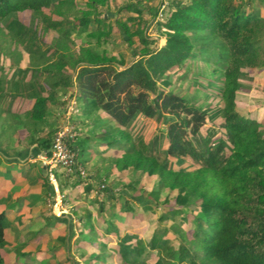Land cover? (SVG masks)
I'll return each instance as SVG.
<instances>
[{"label": "trees", "instance_id": "trees-1", "mask_svg": "<svg viewBox=\"0 0 264 264\" xmlns=\"http://www.w3.org/2000/svg\"><path fill=\"white\" fill-rule=\"evenodd\" d=\"M174 1L163 24L166 44L156 49L141 23L143 9L133 2L123 7L137 13L129 17L131 25L102 14L99 6L108 0H87L83 6L76 0H0V41L9 42L17 60L22 57L17 45L29 58L9 88L0 76V145L11 128L16 141L28 138L48 150L53 131L44 137L42 130L49 105L56 92L76 88L84 105H95L116 121L106 142L118 149L117 157L106 156L112 172L120 177L142 172L136 182L146 183L149 194L142 218L127 199L125 219L103 217L101 235L94 223L84 225L80 245L91 260L264 264V0ZM17 12L38 16L45 30L59 36L52 44L37 43L14 17ZM113 22L123 26L139 57L131 64L99 50L111 37ZM73 31L88 37L77 49L69 44ZM136 36L141 46L134 47ZM197 54L220 72L215 78L220 102L213 112L158 87L159 79ZM139 118L161 119L167 126L153 140L132 131ZM98 207L103 211L105 204ZM5 217L0 211V248L7 238Z\"/></svg>", "mask_w": 264, "mask_h": 264}, {"label": "rangeland", "instance_id": "rangeland-1", "mask_svg": "<svg viewBox=\"0 0 264 264\" xmlns=\"http://www.w3.org/2000/svg\"><path fill=\"white\" fill-rule=\"evenodd\" d=\"M86 1L87 0H76V2L81 6L85 5ZM131 2L139 4V6L143 9V21L141 23L145 28L147 36L152 41L151 47L156 49L162 48L166 44V28L163 24L170 16V12L173 8V2L175 1L108 0L107 4H100L99 10L102 14L104 13L106 17L115 15L122 21H127L132 25L133 21H130L129 17L136 16L137 13L123 11V7ZM163 3L167 5L165 9L166 12L163 16H160V8ZM15 16L17 20H21L24 26L32 32V38L37 43L43 39L47 44H52L54 38L59 36L58 32L45 30L39 17L33 15L32 13L17 12L14 14V17ZM134 27L135 26H133V29ZM70 39V46L77 49L80 45L86 43L88 37L86 34L80 35L76 31H73ZM128 40L129 37L126 36L123 26L119 23L113 22L112 35L107 43H105L103 47H100L99 50L102 51L105 49L111 55H117L118 57L123 56L127 60L128 64H131L139 57L133 56L132 48L127 43ZM138 46H141V40L138 36H136L134 47ZM197 46H199V44H197ZM16 47L22 56L20 59L18 58V60L16 53L13 56L11 55L10 48L12 49V46L9 42L5 43L0 41V76L3 75V84L8 88V81L15 75L17 69L25 68L29 65V58L27 57L23 47L21 45H17ZM42 47L45 49L46 45L44 44ZM197 55L198 56H195L194 58H189L179 67L169 71L164 78L159 79L158 87L160 89L163 88L180 94L189 102L202 106L203 108L213 112L212 110L220 102L219 98L216 96L219 84L215 82V78L220 72L219 70L215 71V64L207 63L204 60L203 55ZM248 84L252 85L251 83ZM70 92H74L72 98L75 97L74 99H76L79 104V112L73 114L72 116V121L75 122L78 120L75 124H77L80 128V138L77 140L76 145L87 147L85 152L81 150L79 151L78 147V160L79 162L82 161L81 164L84 165L83 167L86 171V177L82 178L81 182L93 184V189L97 192L95 196H97V199L105 204L104 210H99L98 203L95 202L94 199H89L88 197V199L83 200L85 197L79 195L78 192L75 193V190H73L72 194L68 192L69 190L72 191L73 186L78 183V180L74 179L75 177L70 179L65 174L59 173L58 179L60 185L63 186L62 190L60 189L61 196L58 195V193L53 196L46 189L47 185L45 183H42L43 187L39 185L41 184L43 177L41 176L39 178L35 175V169L38 167L36 164H27L23 166L14 164L6 167L4 172H0V211H6L5 228L7 232L6 242L0 248V255L4 257V264H31L27 259V254L32 250V247L29 244L23 243V241L32 242L34 245L36 244L35 247L44 246V243L47 244L48 241L44 242L45 239L43 238V233L39 230L43 228V224L45 222L49 223L51 221V211L57 215L65 214L66 216H71L73 213L75 216H80L83 219V221L78 223L73 221L77 219L76 217L72 219L73 223L70 224H74L75 229L72 234V240H68V242L65 240V226L60 225L59 228L63 229L61 231V235L64 237H61L57 241L53 240L47 245L53 247L54 244H56L57 251L58 253L60 251V256L63 258V262H65L68 255L67 250L63 248L71 246L70 251L72 253L70 254H74L78 260L80 259V262L77 264H98L96 261L94 262V260L90 259L91 254L87 251V249L79 247L80 237L82 236L81 231H84L83 225L90 222L94 223L96 231L101 235L102 231L100 230L99 222L103 217L108 220H112L113 217L121 221L125 219L121 211H123V206L126 204L125 201L127 199L130 202V209L133 212L138 213L141 218L143 217V206L149 200V194L146 190L148 185L143 182H136V180L141 181L144 174L140 171L135 172L133 170H129L125 177H120L118 174L111 177L106 174L107 171L113 174L111 169L113 161L110 158L106 159V156L110 155V152H112V158L117 157L118 154L117 146L106 144V142L113 137L114 128L117 127L116 121H114L99 107L97 108L95 105H84V102L78 98V90L76 91V88H74V90H60L56 92V101L49 105V121L42 130V136L47 137L49 132L53 131L51 137L53 138L56 128L61 122H63V111L61 109L66 106L67 100L69 102L68 98ZM166 126V122L161 119L143 121V118H139L132 126V131L134 133H142L144 136L154 140L155 137L160 136V128L165 129ZM5 134V141L2 146L6 149V151H12L13 154H16V151L24 148L23 155L17 156L18 158L16 156H7L8 161H18L21 163H24L27 160H33L34 162L39 161V156L38 159L35 155L33 156L36 152V146L32 147L28 138L23 141H18L19 139L16 141V132L11 128L6 129ZM90 156L95 157L97 161H83L85 157L90 158ZM63 171L65 172V169H63ZM91 175L94 177L90 178ZM134 181L135 183L130 185V183ZM28 184H30L29 186L32 188L26 189ZM154 184L155 181L153 179V181L150 182V187H153ZM133 187H135V190L132 189ZM35 188H42L40 191L41 194L33 195L32 193H34ZM21 195L22 197L20 198ZM25 199L29 200L31 203L30 205H33L34 208L36 207L34 214H37V216H33L30 220H24L25 223L19 226L21 218L16 216V208L18 207V202L20 201V205H23L26 202L24 201ZM13 200L16 201V205H13L10 208L9 201ZM80 201H84L87 205H85V207L82 205L80 208L81 210L75 212L76 204ZM114 202H120L118 204L120 206L118 209L117 207H113ZM94 204H96V207ZM172 205L176 206L175 199H172ZM86 207H90L91 211ZM191 208H194V206H188L185 210L189 211ZM27 210L28 208H26V211ZM94 215L95 217H93ZM51 227L53 226L51 225ZM19 242L21 244H19ZM176 245L178 244L176 243ZM56 248L52 251H55ZM110 250L111 249L109 248L107 253H109ZM46 256L47 255L44 254L42 259H45ZM30 257L33 258V263L35 264L34 255H30ZM114 260L117 264L121 263L119 258ZM42 264L62 263H59L58 258L52 257L45 259Z\"/></svg>", "mask_w": 264, "mask_h": 264}, {"label": "crops", "instance_id": "crops-1", "mask_svg": "<svg viewBox=\"0 0 264 264\" xmlns=\"http://www.w3.org/2000/svg\"><path fill=\"white\" fill-rule=\"evenodd\" d=\"M263 11H264V9H263ZM262 76H263V74H261ZM261 75H259V77H261ZM263 97H264V95H263ZM81 106V105H80ZM62 110V109H61ZM63 111V110H62ZM80 120V119H79ZM78 121V120H77ZM77 121H75V122H77ZM60 125V124H59ZM59 127V126H58ZM57 127V128H58ZM57 128H56V130H57ZM56 132V131H55ZM80 138V137H79ZM78 138V139H79ZM32 145V147L34 146H36V148H35V150H36V152H35V154H33V156L35 155V157H37V159H38V155L41 153V151H43V150H46L47 151V149H41L39 146H38V144H36V143H34V144H31ZM82 145V144H81ZM77 147H79V151L81 150V151H83V152H85L86 151V148L87 147H83V146H77ZM4 149V150H3ZM21 150H22V152H21ZM21 150L19 149L18 151H16V154H13V152L12 151H6V149L2 146V145H0V172H4L5 171V169H6V167H8V166H11V165H14V164H17L18 166H23V165H27V164H32V165H34V164H36L38 167L35 169V175H37V177H43V180L41 181V184H39V185H41V187H43V184L45 183L47 186V190L49 191V193H51L53 196L54 195H57V193H55L54 192V188H53V184H52V182H50V180H49V178H48V175H47V170H46V168H45V166H44V164H43V162L42 161H40V159H39V161H33V160H27L26 162H24V163H21V162H18V161H8V159H7V156H10V157H14V156H21V155H23V153H24V148H21ZM34 150V151H35ZM49 150V149H48ZM87 155V154H86ZM85 155V156H86ZM18 158V157H17ZM84 160H87V161H93V162H95V161H97V159L95 158V157H93V156H90V158L88 157V158H84L83 159V161ZM103 160H104V158H103ZM82 162V161H81ZM81 162H79V164L80 165H82L81 164ZM82 166H84V165H82ZM65 174L68 178H72V177H75L74 179H77L78 181V183H80V184H75L74 186H73V189H72V191L71 190H69L68 192L70 193V194H72V192H73V190H75V193L76 192H78V194L79 195H82L83 197H85L83 200H86V199H88V197H89V199H95V198H97V196H95L96 195V191H95V189H93V184H90V183H86V182H81L82 181V178H84V177H82V176H80V175H78V174H76V173H71V174H68L66 171L64 172L63 171V169H59L57 172H56V177H57V182H56V186H58V188H59V193H58V195H60L61 196V191H60V189L62 190V187L63 186H61L60 185V182H59V179H58V174ZM107 175H109V176H115L117 173H114L113 172V174H111L110 172H108L107 171V173H106ZM105 174V175H106ZM91 177H94L93 175H91L90 176V178ZM93 179V178H92ZM95 180V179H94ZM43 183V184H42ZM86 184V185H85ZM95 184V183H94ZM30 184H28V186L26 187V189H30V188H32L31 186H29ZM85 185V186H84ZM92 186L91 188H90V190L88 189L89 188V186ZM105 186V185H104ZM106 188V187H105ZM41 189L42 188H39V189H37V188H35V191H34V193H32L33 195H36V194H41L40 193V191H41ZM26 191V190H25ZM71 191V192H70ZM66 195V194H65ZM59 196V197H60ZM100 196V195H99ZM22 197V195L20 196V198ZM10 198V197H9ZM99 200V199H98ZM24 201H26L23 205H20V201L18 202V207L16 208V216L18 217V218H21V222H20V224H19V226H21V224H23V223H25L24 222V220H30L33 216H37V214H34V211L36 210L34 207H33V205H30L31 203H30V201L29 200H27V199H25ZM10 203V208L13 206V205H16V201L15 200H13V201H9ZM78 203H81V204H78ZM77 204H76V209H75V212H78L79 210H81L80 208L82 207V205H84V207H85V205H87L86 203H84V201H80V202H78ZM98 203V202H97ZM99 203L101 204H103V202H101L100 200H99ZM99 203H98V205H99ZM120 203V202H119ZM118 203V204H119ZM94 206L96 207V204H94ZM26 208H28V210L26 211ZM86 208H89L90 209V207H86ZM19 210V211H18ZM90 211H91V209H90ZM6 212V211H5ZM122 212V211H121ZM123 213V212H122ZM124 214V213H123ZM71 216H72V218H71ZM71 216L70 215H68V216H66L65 214H63V215H57L56 213H54V212H52L51 211V215H50V218H51V221L48 223V222H45L43 225V228H41V230H39L40 232H42L43 233V238L45 239V241L44 242H46V241H48L47 242V244L46 243H44V246H39V247H35V245L32 243V242H24L23 241V243H25V244H29V245H31V247H32V250L31 251H29V253L27 254V259H28V261L31 263V264H34L33 263V258L32 257H30V255H34V258H35V264H42V262L45 260V259H48V258H58V261H59V263L61 262L62 264H77L78 262H80V259L78 260L77 258H76V256H74V254L72 255V254H70V253H72L71 251H70V247L69 246H66V248H63V249H65V250H67V252H68V255H67V258H66V260H65V262H63V258L60 256V251H59V253H58V251H57V248H56V244H54V246L53 247H50V246H47L48 245V243H50L51 241H57L58 239H60L61 237H64L63 235H61L62 233H61V231L63 230L62 228H59V226L60 225H64L65 226V234H64V232H63V234L65 235V240H67V242H68V240H72V234L74 233V231H75V229H74V224H70V223H73L72 222V219L74 218V217H76L77 219H75V220H73L74 222H76V223H78V222H80V221H83V219L80 217V216H75V214H71ZM93 217H95V215L93 216ZM123 217H124V215H123ZM51 225L53 226V227H51ZM83 229H84V225H83ZM80 239H81V237H80ZM63 240V239H62ZM19 244H21L20 242H19ZM71 244V243H70ZM69 244V245H70ZM67 245V244H66ZM58 247V246H57ZM79 247H81V245H80V242H79ZM54 248H56V250L55 251H52ZM60 248H62V247H60ZM82 249H83V247H82ZM44 254H46L47 256L45 257V259H42L43 258V255ZM59 254V255H58ZM60 256V257H59Z\"/></svg>", "mask_w": 264, "mask_h": 264}, {"label": "built area", "instance_id": "built-area-1", "mask_svg": "<svg viewBox=\"0 0 264 264\" xmlns=\"http://www.w3.org/2000/svg\"><path fill=\"white\" fill-rule=\"evenodd\" d=\"M167 5L163 3L160 8V16L166 12ZM74 92L69 94V102L63 110V122L57 128L51 142L49 150H43L38 155L43 162L47 175L53 184L54 192L59 193V188L56 186V172L59 169H65L69 173H76L82 177H86L85 168L79 164L78 147L76 142L80 136V128L72 121V116L79 112V104L76 99L72 98Z\"/></svg>", "mask_w": 264, "mask_h": 264}]
</instances>
